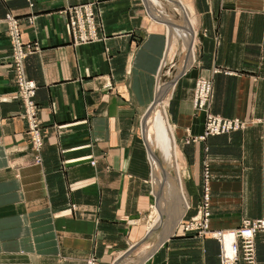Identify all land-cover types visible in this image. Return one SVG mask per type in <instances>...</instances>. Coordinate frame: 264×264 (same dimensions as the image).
<instances>
[{
	"label": "crops",
	"instance_id": "obj_1",
	"mask_svg": "<svg viewBox=\"0 0 264 264\" xmlns=\"http://www.w3.org/2000/svg\"><path fill=\"white\" fill-rule=\"evenodd\" d=\"M144 1L149 12L140 0H0V264H220L219 242L181 225L200 206L206 165L213 228L264 218V0ZM82 3H94L104 40L75 44L65 9ZM8 13L39 47L24 69L41 163ZM201 76L213 81L212 112L246 129L193 140L205 130ZM256 247L264 264V232Z\"/></svg>",
	"mask_w": 264,
	"mask_h": 264
},
{
	"label": "built area",
	"instance_id": "obj_2",
	"mask_svg": "<svg viewBox=\"0 0 264 264\" xmlns=\"http://www.w3.org/2000/svg\"><path fill=\"white\" fill-rule=\"evenodd\" d=\"M65 12L69 15L70 27L76 45L93 43L105 39L102 23L99 20L94 3L69 5ZM12 43V61L15 65L18 95L24 103L22 118L28 126L31 137L34 163L42 162L41 151L44 146L43 127L39 118V106L35 100L37 85L26 76L24 69L25 58L35 53L37 45L25 44L21 39L20 20L12 13L4 19ZM213 81L206 77H199L194 91V105L198 111L206 114L205 132L200 139L210 135L228 133L246 128L251 121L241 118H225L215 115L211 111ZM261 121V120H260ZM205 190L203 202L197 214L190 220H183L181 225L187 232H195L202 237L215 238L220 242V264H258L256 239L264 232V218L251 219L244 217L240 223L232 227H212V213L210 200V172L206 168ZM86 264H98L97 258L91 256Z\"/></svg>",
	"mask_w": 264,
	"mask_h": 264
},
{
	"label": "rangeland",
	"instance_id": "obj_3",
	"mask_svg": "<svg viewBox=\"0 0 264 264\" xmlns=\"http://www.w3.org/2000/svg\"><path fill=\"white\" fill-rule=\"evenodd\" d=\"M141 1V3H143V5L147 8V10H148V12H149V9H148V7H147V5H146V2L144 1V0H140ZM160 27H162L163 29H164V31L166 32V27H164L163 25H161L160 24ZM177 50V49H176ZM180 59H181V55L180 54H176L175 56H174V58H173V60H172V62H170V64H169V66L168 67H166L165 68V71H169V73L168 74H165L164 75V79H166V80H170V79H175L176 78V76H177V73H178V64L180 63ZM201 77H204V76H201ZM207 78V77H206ZM198 79V78H197ZM196 82H197V80H196ZM195 87H196V83H195ZM194 91H195V89H194ZM197 110V109H196ZM198 111V110H197ZM212 111V110H211ZM213 113V112H212ZM213 114H215V113H213ZM206 115V114H205ZM215 115H218V114H215ZM219 116H221V115H219ZM223 117V116H222ZM225 118H229V117H225ZM242 119V118H241ZM243 120H245V119H243ZM205 124H206V118H205ZM247 128V127H246ZM246 128H244V129H246ZM241 130H243V129H238V130H234V131H231V132H228V133H222V134H217V135H210V136H219V135H223V134H229V133H233V132H237V131H241ZM204 132H205V130H204ZM204 134V133H203ZM29 135V134H28ZM202 136V135H201ZM29 137H30V135H29ZM43 137H44V133H43ZM207 137H209V136H207ZM206 137V138H207ZM45 138V137H44ZM30 139H31V137H30ZM196 139H200L199 137H194L193 138V140H196ZM190 140H187V142H189ZM44 144H45V139H44ZM44 147V146H43ZM31 150H32V142H31ZM42 150H43V148H42ZM32 152V154H33V160H34V155L36 154V152L35 151H31ZM41 155H42V151H41ZM43 158V157H42ZM34 162V161H33ZM206 168H208L209 169V172H210V183H209V185H210V200L212 199V197H211V195H212V185H211V180H212V170H211V167L210 166H208V165H206L205 166V168H204V174H205V171H206ZM204 174H203V176H204ZM202 189H203V191H202V193H201V199H200V206H199V208L198 209H200V207H201V204H202V202H203V195H204V190H205V179H203V184H202ZM188 208H190V207H188ZM152 210V209H151ZM197 212H198V210H197ZM197 212H196V214H197ZM211 213H212V211H211ZM195 214V215H196ZM195 215H191V216H187V218H185L184 220L185 221H188V220H190L192 217H194ZM149 216V215H148ZM247 218H250V217H247ZM243 219V218H242ZM241 219V220H242ZM251 219H253V218H251ZM257 219V218H256ZM149 220V219H148ZM148 220H147V223H148ZM146 223V222H145ZM215 239V238H214ZM217 240V239H216ZM218 241V240H217ZM219 242V241H218ZM219 245H220V242H219ZM220 251H221V245H220Z\"/></svg>",
	"mask_w": 264,
	"mask_h": 264
},
{
	"label": "bare ground",
	"instance_id": "obj_4",
	"mask_svg": "<svg viewBox=\"0 0 264 264\" xmlns=\"http://www.w3.org/2000/svg\"><path fill=\"white\" fill-rule=\"evenodd\" d=\"M155 210H156V208H155ZM158 211V210H157Z\"/></svg>",
	"mask_w": 264,
	"mask_h": 264
}]
</instances>
